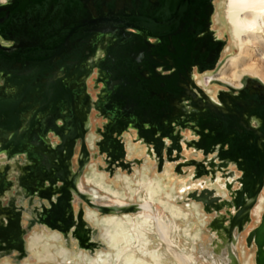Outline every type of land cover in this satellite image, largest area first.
Listing matches in <instances>:
<instances>
[{
	"label": "flooded vegetation",
	"instance_id": "obj_1",
	"mask_svg": "<svg viewBox=\"0 0 264 264\" xmlns=\"http://www.w3.org/2000/svg\"><path fill=\"white\" fill-rule=\"evenodd\" d=\"M213 14L214 0H7L0 3V97L8 99L9 104L0 109V125L10 117L20 118L21 130L25 126L24 115L31 113L34 125L45 120L47 148L56 150L59 135L74 137L69 179L79 173L77 161L82 136L89 154L87 164L76 177V185L98 205L108 206L112 201L109 196L101 198L104 195L99 190L81 181L92 158L101 154L110 175L118 171L131 173L136 165L140 167L144 162L145 157L127 156L125 132L145 148L143 156L155 166L161 159V171L166 165H171L172 170L175 164L169 161L181 158L178 174L183 176V170L188 169L184 163L193 159L198 163L200 175L205 176L199 178L197 195H208V201L217 196L219 199L202 208L212 211V220H223L228 228L229 217L236 212L233 189L239 191L241 184L238 188L233 185L227 193L229 197L222 198L215 189L216 179H244L253 171L263 169L264 83L246 77L240 87L228 84L212 94L196 83L199 74L221 65L225 43L211 28ZM89 82L98 89L95 96L89 93ZM67 110L69 116L64 123L61 114ZM93 112L104 120L96 128L99 137L94 142L100 154L91 153L86 140ZM49 118L56 124L48 126ZM188 132L194 138L187 137ZM172 134L187 139L189 149H196L198 156L186 159V145L181 143L180 155L168 158L167 150L176 149L168 139ZM51 135H56L54 141ZM156 136L161 138V143H154ZM204 139L206 146L202 145ZM221 152L224 158L220 157ZM21 158L24 155L19 153L10 159L4 151L0 155V173L5 179L13 180L2 198L22 200L23 191L16 179L26 173L23 167L29 162L22 163ZM121 161L128 162L130 169L122 168ZM263 186L264 182L255 198L245 195L243 204L257 201ZM204 187L214 188L213 194H206ZM78 203H82L85 219V205H88L76 195L75 214ZM221 203L226 208L216 213L214 208ZM251 212L240 233L249 225ZM91 229L92 241L99 244L95 228L91 226ZM82 230L86 232V227ZM236 231L237 226L233 232ZM58 233L63 242L73 241L77 245L70 233L67 239ZM210 233L220 241L218 233L226 238L222 229ZM251 243L255 244L253 239ZM2 246L0 251L4 253H0V261L16 264L28 256L27 241L24 242L25 256L20 260L14 248Z\"/></svg>",
	"mask_w": 264,
	"mask_h": 264
},
{
	"label": "bare ground",
	"instance_id": "obj_2",
	"mask_svg": "<svg viewBox=\"0 0 264 264\" xmlns=\"http://www.w3.org/2000/svg\"><path fill=\"white\" fill-rule=\"evenodd\" d=\"M7 0H2L0 3H5ZM215 11V10H214ZM217 13V11H216ZM225 17L227 22L230 24V30L233 32L234 41L238 43L239 53L236 56L231 57L228 59L227 63L221 68L220 77L212 78L210 73H206L205 76H198L196 83L205 90V92L212 94L213 90L208 88L211 81L214 79L218 80H227V84H230L234 87H240L242 84L238 82L241 79L242 75L245 73H249L257 78H259L264 83V0H227L226 10H225ZM214 20V17H212ZM212 28V27H211ZM229 50V49H228ZM223 53V52H222ZM227 53V50L226 52ZM222 56V54H221ZM254 59V60H251ZM231 70L229 74H224L225 71ZM216 93V92H215ZM132 132V131H131ZM178 134V133H175ZM175 134L171 135V138L168 137L171 141L174 139L176 140L174 147L181 145V143L185 144V149H189L190 146L186 144V140L183 136ZM161 141L160 137L155 138L154 143L158 140ZM182 139V140H179ZM177 141L179 144H177ZM161 143V142H160ZM171 143V142H170ZM131 142L127 143V156L131 154V151L136 148L135 145H131ZM147 144V143H146ZM148 143L147 145H150ZM137 145V144H136ZM124 146V145H123ZM139 146L138 149L140 150L139 155L143 156L144 147L142 145ZM90 147L94 148L93 140L90 141ZM154 148V146H153ZM147 149V148H146ZM137 150V149H135ZM193 147L190 149V152L195 154L197 153ZM200 151V150H199ZM217 153V152H216ZM212 156V155H211ZM145 157V158H144ZM144 162L139 169L134 168L133 171H137L140 175L138 180L136 181L140 186L139 190L142 193L144 191L145 196L142 201L136 203L124 202L121 198L124 196L123 194L117 193V189L113 188L112 186L105 184L104 175L102 173L98 174L94 172V175L87 177V184L95 185L98 190H103L105 193H109L114 198H110L112 203H108V206H128L131 204H136L137 210L135 212H127V213H135V218H138L140 222H135L136 228L126 227V236L124 237V241H122V237L119 235L120 233L111 228H103L102 233L100 234L101 237L104 239L103 242L98 244L99 247H107L110 249V252L105 254L99 252L98 250H94L93 252H83L86 254V258L84 259V264H235V260L238 259V249L234 245V242H230L233 236V239H236V235L240 233V231L236 232H229L222 227L220 229H213V230H221L226 235V238L222 237L220 233H218V237L221 239L222 243L218 247L209 246L207 250L204 249L201 245H196V241L188 244L187 246H179L173 238H171V231L172 229L176 230L179 229L177 225V215L180 214L182 210L185 212L192 213V204L183 203V209H178L180 204H176L173 202L171 205L168 204L167 199L165 198L167 187L166 185L159 182L160 179L159 174L156 176H149L150 167L147 162H149V158L144 156ZM201 157V156H200ZM216 157V156H215ZM215 159V158H214ZM189 164L188 168H192V179L194 182L200 186L199 181L201 179L200 175L195 178L194 174L196 171L199 172L198 163L195 160H188L186 164ZM91 166V163L88 164ZM88 167V166H87ZM86 167V168H87ZM165 169V168H164ZM108 171V170H107ZM161 171V170H160ZM226 171V170H225ZM119 172V171H118ZM151 173V172H150ZM227 173V172H226ZM225 173V174H226ZM201 174V173H200ZM119 179H123L126 184H129L128 179H132L128 174H116ZM81 177V176H80ZM83 179H81L82 181ZM84 183V182H83ZM216 183H222L221 189L218 185H215V189L222 198H226L227 193L231 190L232 186L234 188H238L240 186V182L238 179H216ZM85 184V183H84ZM230 184V187H228ZM206 189V187H204ZM203 189V190H205ZM240 189V188H239ZM234 191L237 189H233ZM159 191L160 195L156 197L154 194L155 192ZM264 193V186L261 193ZM259 194L257 201H252L253 205L249 210L251 212V216L256 219V225L261 222V217L264 212V196ZM191 194V193H190ZM92 196V195H91ZM94 196V195H93ZM195 196L199 197L200 200L194 198ZM192 198L199 202L202 206L209 205L212 202H217L216 199H212L208 201L205 199L203 201V194L195 195ZM108 195H104L106 198ZM218 197V196H217ZM229 196H227L228 198ZM188 198V195H187ZM194 200V201H195ZM223 201V200H222ZM97 203V202H96ZM101 205V204H100ZM159 207L161 208L162 212L167 211L170 217H167L164 213L163 214H156L158 212ZM92 208V207H91ZM226 207L224 204L216 205L214 211L216 213H220L221 210H224ZM96 209V208H94ZM92 209H88L86 212V217H91V219L95 218V214L92 213ZM97 210V209H96ZM98 211V210H97ZM191 211V212H190ZM204 211L209 215L212 211H209L206 207ZM99 212V211H98ZM229 213L228 211H225ZM166 213V212H165ZM102 214V213H101ZM111 215L119 214L118 221L123 224H127V215L125 213H108ZM106 215V214H104ZM134 218V219H135ZM224 224V221H219ZM248 222V220L246 221ZM245 222V223H246ZM150 225L153 227V230L156 231L157 235L164 241L165 244V252L168 253L170 258L167 256L166 258L162 256L161 250L157 246L149 245V240H146L147 237H144L145 232L142 230L141 226ZM260 224V223H259ZM244 226V225H243ZM242 226V227H243ZM173 227V228H172ZM217 227V226H215ZM152 228H149L148 232H150ZM57 230V229H56ZM140 230V231H139ZM58 231V230H57ZM44 232H48L50 235L48 236L49 239H46L43 236ZM60 232V231H58ZM58 232H50L46 231L42 227H35L33 228L27 235V249L34 255L38 256L40 254V250L42 248L39 240H43L47 242V245H51L55 243V240L60 239ZM229 232V233H228ZM61 233V232H60ZM62 234V233H61ZM71 237V232H70ZM138 238L137 240L135 238ZM141 237V238H139ZM72 238V237H71ZM46 239V240H45ZM77 242L75 238H72ZM52 241V242H50ZM228 241V242H227ZM74 243V242H73ZM78 245V242H77ZM39 247H41L39 249ZM82 250L86 251L87 249L81 248ZM101 249V250H102ZM243 246L240 247V252L244 255ZM90 253V254H89ZM192 256V257H190ZM239 261V260H238ZM255 264H256V257H255Z\"/></svg>",
	"mask_w": 264,
	"mask_h": 264
},
{
	"label": "water",
	"instance_id": "obj_3",
	"mask_svg": "<svg viewBox=\"0 0 264 264\" xmlns=\"http://www.w3.org/2000/svg\"><path fill=\"white\" fill-rule=\"evenodd\" d=\"M67 109L69 110V107ZM68 110L66 114H61V121L64 123H66L65 118L69 116ZM30 116L31 113L24 115L26 119L25 126L21 130L22 121L20 118L17 120L10 117L0 125V155L4 151L6 152V157L10 159L12 155L19 153L24 155L23 159L25 161L29 162V165L23 167L26 173L18 176L16 179L17 186L23 191L22 200L17 203L15 198L10 197L6 205H3L0 201V249H3L2 244L10 250L14 248L19 253L17 259H22L25 256L23 237L33 226L41 225L50 229H57L65 239L68 238V234L71 232V237L77 240L80 248L93 252L98 247V244L92 241V229L84 219L82 203H78L79 209L76 214L74 213L75 196L77 195L89 207L96 208L102 214L135 212L137 206L136 204L122 207L98 205L86 193L80 192L76 185V177H78L87 164L89 154L83 143L84 138L81 136L82 149L77 161L79 173H76L73 179H69L72 175L71 160L74 154V137L70 134H66L65 136L59 135L57 139L60 143L56 145V150L53 148L49 149L47 148L48 142H45L47 134V129L44 128L45 120L43 124L37 123L34 125ZM47 124L48 126H53L56 123L53 118H49ZM67 129L70 131V124ZM137 134L140 136L139 132ZM54 136L56 137V135ZM119 142L123 145L122 141ZM157 142H161L159 138ZM172 142L175 145L176 141L174 139ZM207 144V140L204 139L202 145L206 146ZM173 149L175 148L167 150L166 155L168 158H171ZM175 150L178 157L181 146H176ZM154 151L155 153L157 152L156 147H154ZM204 153L206 155L207 151H204ZM220 154V157L224 158V154L222 152ZM121 167L130 169V164L121 161ZM161 167L162 161L160 159L158 161V169L160 170ZM262 167V170H258V172L251 171V175L245 176L244 179H238L241 189L234 191L236 212L234 215L230 213L227 231L232 232L235 226L240 231L245 222L249 220V210L253 202L250 201L247 204H243V199L245 195L253 199L260 192L264 182V165ZM197 174L200 175L198 171H196ZM58 182L60 183L59 186ZM12 185L13 181L5 179L4 174L0 173V198L6 191L10 190ZM204 191H206V194L210 192L213 194L212 190L208 188ZM195 195L193 194V196ZM208 197V195H205L202 198L203 201ZM194 198L200 200L197 196ZM215 198L219 201L218 197ZM2 215L5 216L6 223L3 222ZM23 215L26 217H23ZM22 217L25 218V227H22ZM221 226L226 230L224 224L216 219H213L210 225L212 229H220L222 228ZM83 227H86V232L80 231V228ZM252 239L257 248L256 264H264V212L260 224L250 231L247 243H250Z\"/></svg>",
	"mask_w": 264,
	"mask_h": 264
},
{
	"label": "rangeland",
	"instance_id": "obj_4",
	"mask_svg": "<svg viewBox=\"0 0 264 264\" xmlns=\"http://www.w3.org/2000/svg\"><path fill=\"white\" fill-rule=\"evenodd\" d=\"M226 4H227V0H214V20H213V24H212V28L214 29V31L217 33H219L220 35L218 37H220L221 39L224 40L225 43V48L223 49V53L222 56L220 58L221 60V65L220 67H216L213 71H208L212 76V78H218L220 77V72H221V68L227 63L228 59H230L233 56L238 55L239 53V49H238V43L236 41H234V34L232 32V30H230V24L227 22V19L225 17V10H226ZM217 11V13H216ZM229 49V50H228ZM227 53H224L226 52ZM254 60V59H251ZM231 70L225 71L224 74H229ZM216 72V73H215ZM212 73H215L214 75ZM205 73L199 74L200 76H205ZM246 77H254L257 80L261 81L259 78L250 75L249 73H245L242 75L241 79L238 80V82H240L241 84L244 83ZM227 83V80H214L210 83L208 88H211L213 91H217L218 88L220 87H225ZM88 90L89 93L92 96H95L96 92L98 91V89H96L95 87H93L92 83L89 82L88 85ZM8 104V99H5L3 97H0V109L7 107ZM104 123L103 118H101L96 112H93L92 117H91V130L89 132V134L87 135V143L89 146V150L91 153H95V154H100L98 152L97 149V145L95 144L94 148L90 147V141L93 140V142H95L98 139V134L96 132V128L97 127H101ZM132 130V129H131ZM133 134V131L132 133ZM187 137H190V139L194 138V136L191 135L190 132L187 133ZM134 136L129 135L127 132L124 133L123 135V140L124 142H131L133 145L136 146L135 149L137 150H132L131 154L128 155L129 158H135V157H144L139 155L140 150L138 149L139 146H137L136 144H138L137 139H134ZM51 139L52 141H54L56 139L55 136L51 135ZM131 144V145H132ZM173 156H176V153L173 152L172 154ZM194 156H198L197 153L193 154L190 152V149H186L184 150V157H186V159H192L195 158ZM102 155H98V158H92L90 163L91 166L88 165V167L85 169L84 171V175L82 177L84 183H86L87 181V177H90L91 175H94V172H97L98 174L102 173L104 175V180H105V184H108L110 186H112L113 188L117 189V193L119 192L120 195L123 194L124 196L121 198L123 201L125 202H129L133 203V202H140L142 201L144 198H147L145 196V193L142 192H138L137 190L140 189V186L138 185V183L136 182L138 180L139 177V173L137 171H132L131 173L128 171H119L115 174L110 175L109 172L107 171L106 168V163L103 160V158L101 157ZM104 156V155H103ZM181 161V158L178 159H171L169 161V163L171 164H175L174 166H172V170H171V165H166L165 169L163 171H159L158 169V164L155 166L154 162L149 161L147 162L149 167H150V171H149V176H156L157 174H159L160 179L159 182L166 185V187L168 188L166 191V195L165 198L168 201V204L171 205V203L173 202L176 204H180L179 202H182L179 206L178 209H183V203H187V204H192V213L189 212H185L184 210H182L180 212L179 215H177V225L179 226V229H172L171 231V238H173L175 240V242L179 245V246H187L188 244H191L192 242L196 241V245H201L204 247L205 250L208 249L209 246H214V247H218L220 246V244L222 243L220 240H217L214 236V234L210 233L212 232V228L210 227L211 222H212V215H209L208 213H206L204 211V209L202 208V205L199 202H196L195 199H193V194H197V183L194 182L193 180H197V179H192L194 177H192V168H188L183 170L182 174L183 176H179V172L180 169L182 168V164H180L179 166V162ZM177 163V164H176ZM186 166H188L189 164L184 163ZM138 165H136V169H139L137 167ZM135 170V169H134ZM151 172V173H150ZM237 172V171H236ZM240 171L237 172V174H239ZM121 175V174H128L130 175V177L132 179H128L129 184H126L124 182L123 179H119L117 177V175ZM195 178H197L198 176L196 174H194ZM203 176L200 175V177ZM205 177V176H203ZM202 177V178H203ZM207 183V182H206ZM87 184V183H86ZM200 184V181H199ZM88 186H93L96 190H98V188L93 185V184H87ZM216 185H218L220 188L222 185V183H216ZM235 186V185H234ZM197 187V188H196ZM210 189H212V191L214 192V188L209 187ZM223 189V188H221ZM224 190V189H223ZM100 194L103 195H108L110 196V198H114L113 196H111L109 193H105L103 190L99 191ZM191 194H190V193ZM161 193V192H160ZM159 191L155 192V196L158 197L160 195ZM188 195V198H187ZM261 195L264 196V193L262 192ZM195 200V201H194ZM205 208V206H204ZM88 209H92L89 206L85 205V210L87 212ZM93 214H95V218L91 219V217L88 216V218L86 217V221L88 222V224L92 227L95 228V237L96 239L99 240V242H103V238L101 237V233L103 228H111L113 227V229L117 230L120 234V236L123 238L122 241H124V237L126 236V227H130V228H136L135 222L133 220H135L136 222H140L138 218H135L133 214L135 213H125L127 215V224H123L120 221H118V216L119 214H115V215H111V214H106V215H101V213L99 212L97 214V212L95 210H91ZM166 212V213H165ZM162 212L161 208L159 207L158 212H156V214H165L167 217H170L169 213L167 211ZM191 212V211H190ZM135 218V219H134ZM171 218V217H170ZM256 225V219L251 216V221L249 223V225L246 226V230L242 233H239L236 235V239H233V236L231 238L230 242H234L235 246L238 249V259L235 260V264H254V259H255V255H256V245L251 243L249 245V243H247L246 237H248L249 234H247L249 231H252L254 229ZM139 226H141V232L142 230L145 232V236L147 237L146 240H149V245L151 246H157L160 250H161V254L162 256H164L165 258L168 256H170L168 253L165 252V244L164 241L157 235L156 231L153 230V227L150 225H145L142 226L139 223ZM36 227V226H35ZM34 227V228H35ZM43 229H45L47 231L46 228L42 227ZM149 228H152L150 230V232H148ZM173 228V227H172ZM33 229V228H32ZM31 229V230H32ZM30 230V231H31ZM50 232H53L52 230L48 229ZM140 231V230H139ZM248 231V232H247ZM250 233V232H249ZM46 239H49V233L48 232H44L43 233ZM240 236V238H239ZM59 238L55 240L54 244L51 245H47V242L43 243V240H39L41 247H39L40 250V254H38V256H34L28 249V256L26 257V259H24L22 262L16 263V264H84L85 262V258H86V254H84L83 252H90L89 250H82L78 245H76V243L73 241H64L61 238V235L59 234ZM141 238V237H139ZM215 238V239H214ZM45 239V240H46ZM136 240L138 239L137 237L135 238ZM27 241V239H26ZM52 242V241H50ZM228 242V241H227ZM241 245L243 246V250H244V255L242 252H240V247ZM103 247H99L98 250L99 252L105 254L107 252H110V249H108L107 247H104V249H102ZM102 249V250H101ZM95 250V251H96ZM88 251V252H87ZM94 253V252H93ZM90 254V253H89ZM192 257V256H190ZM170 258V257H169ZM239 260V261H238ZM1 264H10L6 261H3L1 259Z\"/></svg>",
	"mask_w": 264,
	"mask_h": 264
},
{
	"label": "crops",
	"instance_id": "obj_5",
	"mask_svg": "<svg viewBox=\"0 0 264 264\" xmlns=\"http://www.w3.org/2000/svg\"><path fill=\"white\" fill-rule=\"evenodd\" d=\"M91 117H92V115L89 117V126H90V127H91ZM20 162L23 163V162H24V159L21 158V159H20ZM8 180L13 181L12 179H8ZM139 192H141V191L139 190ZM143 192H144V191H143ZM9 199H10V198H8V197H7V198H2V197H1V198H0V201L2 202L3 205H6V204L8 203V201H9ZM124 202H125V201H124ZM17 203H18V200H17ZM133 203H134V202H133ZM2 217H3V222L6 223V221H5V216L2 215ZM23 217H26V216L23 215ZM23 217H22V219H23V221H22V225H23V226H22V227H25V226H26V222H25V218H23ZM38 226H39V225H38ZM23 238H25V237H23ZM25 241H26V239L24 240V242H25ZM2 251H3V250H2ZM2 251H0V253H4V251H3V252H2Z\"/></svg>",
	"mask_w": 264,
	"mask_h": 264
},
{
	"label": "snow or ice",
	"instance_id": "obj_6",
	"mask_svg": "<svg viewBox=\"0 0 264 264\" xmlns=\"http://www.w3.org/2000/svg\"><path fill=\"white\" fill-rule=\"evenodd\" d=\"M0 2H2V0H0Z\"/></svg>",
	"mask_w": 264,
	"mask_h": 264
}]
</instances>
